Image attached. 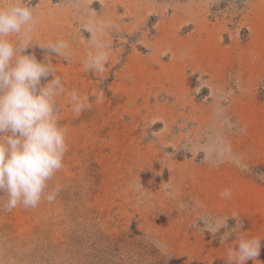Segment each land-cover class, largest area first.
Instances as JSON below:
<instances>
[{"label":"rangeland","instance_id":"1","mask_svg":"<svg viewBox=\"0 0 264 264\" xmlns=\"http://www.w3.org/2000/svg\"><path fill=\"white\" fill-rule=\"evenodd\" d=\"M32 7L27 54L49 62L55 76L68 71L66 49L56 55L46 45L95 29L112 39L106 32L132 20L137 33L119 35L130 41L126 52L139 38L135 52L159 39L196 38L220 58L219 73L189 116L160 128L148 125L162 120L156 116L145 121L141 111L107 106L108 82L95 83L103 95H91L89 80H62L57 111L67 151L49 181L59 191L35 208L0 205V264H227L235 233L221 242L225 229L209 230L217 218L260 237L255 262L264 261V0H32ZM72 90L83 99L79 113ZM97 99L102 110L92 105ZM225 188L230 198H221Z\"/></svg>","mask_w":264,"mask_h":264},{"label":"clouds","instance_id":"2","mask_svg":"<svg viewBox=\"0 0 264 264\" xmlns=\"http://www.w3.org/2000/svg\"><path fill=\"white\" fill-rule=\"evenodd\" d=\"M35 22L32 0L0 2V205L7 211L18 206L35 208L43 199L52 202L59 189L49 190V181L62 169L67 151V130L59 124L57 111L63 82L53 75L49 62L27 54ZM67 47L64 41L46 45L48 52L56 55ZM104 59L100 50L89 53L86 67L103 71ZM67 95L72 110L79 113L83 99L76 90ZM231 194L225 188L220 196L230 198ZM235 228L228 229L227 220L217 218L209 230L215 234L225 229L221 242L229 241L235 233L226 249L227 264L255 262L261 238Z\"/></svg>","mask_w":264,"mask_h":264},{"label":"crops","instance_id":"3","mask_svg":"<svg viewBox=\"0 0 264 264\" xmlns=\"http://www.w3.org/2000/svg\"><path fill=\"white\" fill-rule=\"evenodd\" d=\"M158 15L159 13L152 14L148 19ZM183 19L182 15L176 18L180 22ZM146 21L144 26H147L148 20ZM127 23V26L116 25L112 34L106 32L107 35L112 36V39L101 36L98 29H95L94 32L72 35L73 38L70 37V39L73 41L67 44L68 47L65 51L67 56L64 57L68 63L62 64L68 71L62 74L60 71L56 76H59L61 80H69L76 86L81 81L89 80L86 84L88 88L93 89L91 95L94 92L96 95L105 92V90L96 89L95 83L98 85L108 82L107 90L110 93L109 98L112 99L108 98L109 95L106 96L109 101L107 106L112 105L115 101L113 110L125 108L130 112L139 113L141 111L146 117H144L145 121L150 120V122L152 118L162 119L148 124L158 128H160L159 125L168 127L174 123L178 124L181 118L185 119L183 116L178 118V115L184 112L189 116V112L192 110H189L188 106L195 107L201 89L213 79L214 73H219L217 67L220 61L216 60L220 58L214 60L212 50H207L206 46L196 38L176 39L169 42H162L159 39L147 52L137 49L135 52L136 46L141 42L139 38L132 46L133 48L126 52V45L130 41L119 35H130V31H132V36L137 33L134 31L138 28L136 20ZM146 33L148 32L146 31ZM97 50L102 51L106 56V59L103 60V71L86 67L89 53L95 54ZM55 62L59 65L62 60L57 58ZM206 72L212 76L203 80V75ZM62 77L65 78L62 79ZM81 88L83 89L84 86ZM98 103L99 99L92 105L94 104L93 106L96 108L95 105ZM101 106L98 104L99 109ZM107 106L103 109H106ZM167 108L173 109L175 112L170 113ZM154 116L156 117L154 118Z\"/></svg>","mask_w":264,"mask_h":264},{"label":"bare ground","instance_id":"4","mask_svg":"<svg viewBox=\"0 0 264 264\" xmlns=\"http://www.w3.org/2000/svg\"><path fill=\"white\" fill-rule=\"evenodd\" d=\"M250 262L252 263L253 261L250 260ZM253 264H264V261H260V262H253Z\"/></svg>","mask_w":264,"mask_h":264},{"label":"trees","instance_id":"5","mask_svg":"<svg viewBox=\"0 0 264 264\" xmlns=\"http://www.w3.org/2000/svg\"><path fill=\"white\" fill-rule=\"evenodd\" d=\"M214 264H226V263H222V262H215Z\"/></svg>","mask_w":264,"mask_h":264}]
</instances>
